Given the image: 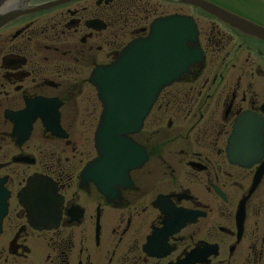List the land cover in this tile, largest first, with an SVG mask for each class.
<instances>
[{
    "label": "flooded vegetation",
    "instance_id": "obj_1",
    "mask_svg": "<svg viewBox=\"0 0 264 264\" xmlns=\"http://www.w3.org/2000/svg\"><path fill=\"white\" fill-rule=\"evenodd\" d=\"M57 1L22 0L23 14L0 29V264H264V41L171 1L33 11ZM207 1L264 28V0ZM189 10L204 62L127 135L123 170L83 178L98 159L91 74L153 19ZM236 123L262 130V155L248 168L227 157Z\"/></svg>",
    "mask_w": 264,
    "mask_h": 264
},
{
    "label": "water",
    "instance_id": "obj_2",
    "mask_svg": "<svg viewBox=\"0 0 264 264\" xmlns=\"http://www.w3.org/2000/svg\"><path fill=\"white\" fill-rule=\"evenodd\" d=\"M19 1L0 0V28L19 15ZM174 1L196 6L231 26L264 40V29L244 22L203 0ZM195 38V26L190 18L175 15L157 19L151 24L146 39L131 43L111 66L94 72L91 81L98 89L103 108L96 133L100 156L97 161L86 166L84 178L92 179L99 168V162L107 154L114 153V157L107 158L108 164L112 165L113 160L122 169L126 166L128 142L125 135L140 127L163 87L178 80L191 64L200 61L197 49H185L188 42H195ZM239 133L238 126H234L227 155L229 161L248 167L252 155L260 154V145L255 150L239 149L242 148L238 146ZM107 170L102 169L100 179L107 176ZM37 216L38 214L34 215Z\"/></svg>",
    "mask_w": 264,
    "mask_h": 264
},
{
    "label": "rangeland",
    "instance_id": "obj_3",
    "mask_svg": "<svg viewBox=\"0 0 264 264\" xmlns=\"http://www.w3.org/2000/svg\"><path fill=\"white\" fill-rule=\"evenodd\" d=\"M176 10V8H175V6H173V5H168L166 8H165V11H169V12H173V11H175Z\"/></svg>",
    "mask_w": 264,
    "mask_h": 264
},
{
    "label": "bare ground",
    "instance_id": "obj_4",
    "mask_svg": "<svg viewBox=\"0 0 264 264\" xmlns=\"http://www.w3.org/2000/svg\"><path fill=\"white\" fill-rule=\"evenodd\" d=\"M106 170H107V168H106ZM107 171H109V170H107ZM110 172V171H109ZM109 172L107 173V175H109Z\"/></svg>",
    "mask_w": 264,
    "mask_h": 264
}]
</instances>
